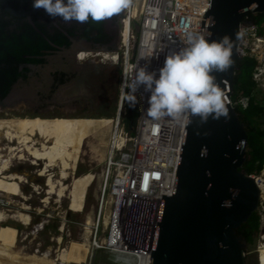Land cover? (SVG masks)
Here are the masks:
<instances>
[{
    "label": "flooded vegetation",
    "instance_id": "obj_1",
    "mask_svg": "<svg viewBox=\"0 0 264 264\" xmlns=\"http://www.w3.org/2000/svg\"><path fill=\"white\" fill-rule=\"evenodd\" d=\"M31 5L32 0H0V100L17 102L15 107L0 108V116L15 119L66 114L72 117L110 115L119 69L100 56L118 48L124 10L99 22L89 19L79 23L52 18L44 9ZM15 142L8 141L5 135L0 136L2 159L10 158L0 175L15 177L20 195L12 199L15 205L2 204L0 208H5L6 213L29 215L28 224L8 220L19 228L16 252L36 257L46 253L51 259L57 231L54 225L49 226L48 219H54L55 212L50 201L48 205L40 203L48 189L46 176L53 178V170L47 171L46 176L39 174L44 163L33 160L26 147L41 150L42 145L50 147L52 141L33 134L25 143ZM13 149L14 155L10 154ZM23 152L24 157L20 158L18 155ZM261 203L259 199L256 212L236 231L245 245L247 264H260L259 254L264 248V206ZM11 208H15L14 212ZM46 211L52 214L45 215ZM69 212L65 211V219L71 217ZM44 222L41 231L38 230L36 223Z\"/></svg>",
    "mask_w": 264,
    "mask_h": 264
},
{
    "label": "built area",
    "instance_id": "obj_2",
    "mask_svg": "<svg viewBox=\"0 0 264 264\" xmlns=\"http://www.w3.org/2000/svg\"><path fill=\"white\" fill-rule=\"evenodd\" d=\"M211 3L212 0H132L131 6L124 10L118 48L100 56L121 68V79L117 108L110 123L97 212L92 222L93 242L116 239L117 227H133L135 242L127 243L149 259L150 235L160 217L162 200L174 191L187 125L170 118L148 117L150 94L141 86L134 93L138 114L131 135L122 123L129 93L125 83L131 82L136 66L158 73L166 56L185 46L188 33L205 35ZM239 33V56L256 60L253 78L264 85V34L259 35L251 22L243 23ZM238 103L243 107L247 104L244 98ZM252 176L264 206V164ZM104 232L100 239L98 233ZM123 239L126 241L124 236ZM95 248H106L114 254L111 247Z\"/></svg>",
    "mask_w": 264,
    "mask_h": 264
},
{
    "label": "water",
    "instance_id": "obj_3",
    "mask_svg": "<svg viewBox=\"0 0 264 264\" xmlns=\"http://www.w3.org/2000/svg\"><path fill=\"white\" fill-rule=\"evenodd\" d=\"M262 12L264 0H212L205 35L210 32L208 39L217 41L227 35L234 43L233 64L226 73H214L226 93L229 118L209 117L202 124L199 117H192L187 124L174 191L162 200L160 217L150 235L149 264H247L245 245L236 231L256 212L260 191L254 177L242 168L248 138L231 96L241 60L240 26L251 22V15ZM16 105V101L0 100V108ZM127 106L129 110L134 106L129 93ZM228 201L230 207L221 206Z\"/></svg>",
    "mask_w": 264,
    "mask_h": 264
},
{
    "label": "clouds",
    "instance_id": "obj_4",
    "mask_svg": "<svg viewBox=\"0 0 264 264\" xmlns=\"http://www.w3.org/2000/svg\"><path fill=\"white\" fill-rule=\"evenodd\" d=\"M131 3L132 0H32L31 6L44 9L52 18L86 23L89 19L99 22L112 17ZM210 36V32L188 33L185 46L166 56L158 73L136 66L131 82L125 83L129 102L136 103L134 93L143 86L150 94L146 112L152 119L170 118L184 125L190 124L192 117H199L202 124L209 117L227 120L229 102L214 73H226L231 67L234 43L227 35L218 41L209 40ZM201 155H206V149ZM221 206L230 207L231 202Z\"/></svg>",
    "mask_w": 264,
    "mask_h": 264
},
{
    "label": "bare ground",
    "instance_id": "obj_5",
    "mask_svg": "<svg viewBox=\"0 0 264 264\" xmlns=\"http://www.w3.org/2000/svg\"><path fill=\"white\" fill-rule=\"evenodd\" d=\"M110 123H111V118H97V119L90 117H74V118L54 117L51 119L0 118V136L5 135L8 141L16 140L17 142L19 141L21 143H25L26 141H28L29 136H32L33 134H38L42 139H50L52 141L50 147H45L44 145H42L43 148L41 150L30 149L29 147H26V149H28L29 152L28 154L33 157V160L39 161L40 163L41 162L44 163L39 174L46 176V172L49 171L50 169L53 170V172L51 173L55 174L54 172L55 169L52 166H54L57 163L59 164L60 167V172H59L60 176L66 177L69 175L68 173H71L70 176H72L73 174L71 171L67 172L68 169L76 168V163L80 157L79 153H81L83 150L85 138L88 137L89 135L92 136L101 129L108 128L110 126ZM13 152L14 149L11 150L10 154H13ZM24 154H25L24 152L22 154L19 153L18 156L22 158L24 157ZM2 158L3 157L0 154V173H2V170L7 166L8 160H10V158L7 157H6L7 159L5 160H3ZM0 176H1L0 203H4L6 205V201H4L2 196L7 198H10L11 196L19 197L20 195L19 183L15 182L14 180L16 179L15 177H8L3 175ZM94 177L95 176L91 173L81 174L79 176H73V180L69 188L70 191L69 195H71L69 208L72 211H80L83 208L87 186L89 185L91 180H94L93 179ZM46 178H47V184H49V189L53 191L54 184L52 182L53 179L51 178V175L46 176ZM59 193H62V188ZM8 220L13 222H18L20 224H28L29 215L22 214L21 212L20 213L15 212L13 214L6 213L5 208H0V264H24V262H22L21 259H26L28 261L27 264H54L52 262L53 260L51 261L48 260L47 258L48 255L43 256V258L41 257L36 258L34 255L27 256L25 254L24 256L20 252H16V242L18 239L19 232L15 229L14 225L13 226L10 225ZM39 228L40 226L38 227V229ZM134 230L135 228L133 227L132 228H125V227L123 228L121 226L117 227L118 235L116 239L111 238L106 243H96L92 241L93 242L92 246L93 247L107 246L114 249L113 250L114 254H112L113 256L111 257H113L118 262V264H149L148 256H146L144 253L134 251L133 249L130 248V245H128L127 243V242H135L134 239L135 237L133 236ZM123 236L126 238V241L123 239ZM87 241L88 240L86 237L82 242H75V241L71 242L68 249L61 250V253L57 257L58 260L61 261V263L63 264L81 263L87 255V249H88ZM259 263L264 264V248L260 250Z\"/></svg>",
    "mask_w": 264,
    "mask_h": 264
},
{
    "label": "rangeland",
    "instance_id": "obj_6",
    "mask_svg": "<svg viewBox=\"0 0 264 264\" xmlns=\"http://www.w3.org/2000/svg\"><path fill=\"white\" fill-rule=\"evenodd\" d=\"M264 29V25H263ZM119 69V82L117 86V93L115 95V101L113 102V108L110 115H94V116H84V117H90V118H112L115 114L116 108H117V101L119 97V91H120V79H121V68L118 66ZM262 92L259 95V98L264 102V85H260ZM80 117V116H78ZM109 137H110V126L105 129H101L97 131L92 136H88L84 140L83 150L81 153H79L80 157L76 163L75 169H68L67 172H72L74 176H79L81 174H93L95 177L94 180H91L89 185L87 186L86 195L84 198L83 208L80 211H72L70 207V197L69 195V188L71 186L72 180H73V174L70 176L71 173H68L69 175L66 177H61L60 167L59 164H55L52 166L55 170V174L52 173L53 176V184L54 189L51 191L49 189V184H47L46 179V186L48 187L46 196L42 197L43 202L40 203V205H48V203H53V209L55 213L53 218L48 219L50 224L49 226L55 227L57 231V235L54 237V245L55 249L53 252V257L48 260H53L52 262L54 264H63L61 261L58 260V255L61 253V250L68 249L71 242H82L84 238L87 237L88 242V249H87V255L85 259L78 264H118V262L111 256L112 253L106 249V248H95L92 246L93 241V227L92 222L96 216V208L98 204V198H99V185L101 184V175L103 170L105 169V157L107 153L108 143H109ZM45 176V175H42ZM62 188V193H59ZM52 196V199H49V197ZM4 201H6V205H13L14 201L12 200L14 197L11 196L10 198L2 196ZM18 197V196H16ZM47 199V200H46ZM50 201V202H49ZM12 203V204H11ZM4 203H0V205ZM15 205V204H14ZM39 208H42L38 206ZM12 212H14L15 208H11ZM44 209V208H43ZM41 209H39L40 211ZM70 211L71 217L65 219V211ZM64 212V213H63ZM41 213V212H38ZM23 214V213H22ZM51 215V212H45V215ZM41 222V220H40ZM63 222V225H62ZM36 227H41L44 224L36 223ZM67 224V225H66ZM52 228V227H49ZM88 228V229H87ZM46 229V228H45ZM40 230V228L38 229ZM88 230V231H87ZM41 231V230H40ZM39 231V232H40ZM46 234V233H45ZM105 236L104 233H98V237L100 239H103ZM96 243H100L97 241V239L94 240ZM17 247V245H16ZM90 250V251H89ZM106 251V252H104ZM106 253V254H105ZM46 253H44L43 256H45ZM109 254V256H108ZM25 256V254H23ZM43 256L41 258H43ZM89 256V257H88ZM36 257V255H35ZM88 257V258H87ZM102 257V259H101ZM37 258V257H36ZM39 258V257H38ZM57 258V259H56ZM20 259V258H19ZM110 259V260H109ZM24 264H27L26 259H21ZM103 262H102V261ZM109 263H108V262ZM58 262V263H57ZM107 262V263H106ZM64 264H77V263H64Z\"/></svg>",
    "mask_w": 264,
    "mask_h": 264
},
{
    "label": "trees",
    "instance_id": "obj_7",
    "mask_svg": "<svg viewBox=\"0 0 264 264\" xmlns=\"http://www.w3.org/2000/svg\"><path fill=\"white\" fill-rule=\"evenodd\" d=\"M250 21L256 26L258 34L263 35L264 12L251 15ZM255 65L256 60L252 57L240 60L233 80L231 96L234 108L246 125L248 158L242 168L251 175H257L264 164V102L259 98L262 89L253 78ZM242 98L246 99L245 107L238 103ZM137 114L135 106H130V110L127 106L126 115L122 119L124 128L131 135L135 132Z\"/></svg>",
    "mask_w": 264,
    "mask_h": 264
}]
</instances>
